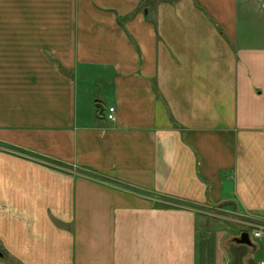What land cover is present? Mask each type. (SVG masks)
Listing matches in <instances>:
<instances>
[{"label": "crops", "instance_id": "crops-1", "mask_svg": "<svg viewBox=\"0 0 264 264\" xmlns=\"http://www.w3.org/2000/svg\"><path fill=\"white\" fill-rule=\"evenodd\" d=\"M253 1L0 0V264H264Z\"/></svg>", "mask_w": 264, "mask_h": 264}, {"label": "rangeland", "instance_id": "rangeland-1", "mask_svg": "<svg viewBox=\"0 0 264 264\" xmlns=\"http://www.w3.org/2000/svg\"><path fill=\"white\" fill-rule=\"evenodd\" d=\"M256 4H260V6H262V8L264 9V0H255L253 1ZM241 14L242 17L245 21H248L250 24L252 23H257L258 22V18L257 17H251L249 19V16H247L246 19V8L244 7L241 8ZM206 209L207 212H211L213 213V216H217V219L222 220L224 223H227L228 226H233V228H235V230H237L238 232H250V230L254 227L251 226L249 224H246L245 222H251L253 225H258L260 223H258L259 221L250 217H246V215H243L242 212H240L238 209L232 207L231 204H227L225 206L222 207H207L204 208ZM223 215L224 217H218L219 215ZM252 227V228H251ZM241 233V234H242ZM240 234V235H241ZM239 235V236H240Z\"/></svg>", "mask_w": 264, "mask_h": 264}, {"label": "built area", "instance_id": "built-area-1", "mask_svg": "<svg viewBox=\"0 0 264 264\" xmlns=\"http://www.w3.org/2000/svg\"><path fill=\"white\" fill-rule=\"evenodd\" d=\"M115 112H116V108L111 106L109 107V114H108V118L109 119H114L115 118ZM251 226H254L252 229V237L253 238H259L264 234V225H253L250 224Z\"/></svg>", "mask_w": 264, "mask_h": 264}, {"label": "water", "instance_id": "water-1", "mask_svg": "<svg viewBox=\"0 0 264 264\" xmlns=\"http://www.w3.org/2000/svg\"><path fill=\"white\" fill-rule=\"evenodd\" d=\"M239 243L251 244L250 234L248 232L242 233L241 237L236 239Z\"/></svg>", "mask_w": 264, "mask_h": 264}]
</instances>
